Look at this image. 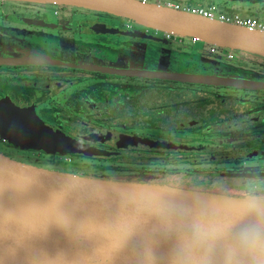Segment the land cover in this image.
Wrapping results in <instances>:
<instances>
[{
	"label": "flooded vegetation",
	"instance_id": "af4514ba",
	"mask_svg": "<svg viewBox=\"0 0 264 264\" xmlns=\"http://www.w3.org/2000/svg\"><path fill=\"white\" fill-rule=\"evenodd\" d=\"M0 1H3L2 11L0 9V100L7 98L16 106L32 108L53 130L105 151V154L89 156L80 153L61 155L23 148L0 137V154L37 167L58 170L52 167L56 158L61 163L64 157L71 159L72 155L111 158L120 156L128 148L161 150L164 164L228 163L229 168L224 169L228 174L225 181L230 180V187L237 192L201 191L235 197L242 194V186L249 177L264 179V146L261 147L264 144V91L103 73L84 67L106 66L127 71L160 69L162 66L167 71L264 81V67L258 61L264 57L211 46L203 41L199 43V40L190 43L181 40L179 46H173L176 38L171 33L136 26L130 19L95 9ZM140 1L161 5V0ZM179 1L182 2L166 5L185 11L213 7L216 12L230 14H239V9L247 8L250 15L256 14L258 18H254L264 22L261 13L264 0H208L206 5L207 0ZM191 1L194 5L188 4ZM133 32L138 35L129 34ZM111 36L129 42L128 51L114 52L111 50L115 46H105L104 38ZM186 46L193 49L187 55L197 58L198 69L183 67L184 59L179 54H185L183 48ZM198 51L210 58L193 55ZM250 61L257 63V68L252 70L258 74L244 68L243 63ZM234 63L238 64L236 68L228 66ZM113 79L120 81H111ZM90 80L96 83L108 80L101 91L108 92V97L103 95L100 101L90 96L88 89L77 88L87 85ZM132 81L140 83L131 84ZM44 101L55 103V107L70 103V109L64 107L65 113L59 117V124L52 121L57 116L55 109L40 108ZM73 106L76 113L71 110ZM84 108L94 111L92 118L98 123H86L79 116ZM50 111L49 118L42 114ZM153 118L158 119L156 124H152ZM212 125L218 128L213 131L217 144L212 146L175 143L147 134L150 131L185 132L191 127L209 129ZM176 171L179 170H168L166 174L170 177ZM193 174L195 172L185 170L176 184L169 182L168 185L200 191L193 186ZM210 177L209 181L219 180V176ZM226 187L227 183L224 184Z\"/></svg>",
	"mask_w": 264,
	"mask_h": 264
},
{
	"label": "water",
	"instance_id": "95a60500",
	"mask_svg": "<svg viewBox=\"0 0 264 264\" xmlns=\"http://www.w3.org/2000/svg\"><path fill=\"white\" fill-rule=\"evenodd\" d=\"M33 1L104 11L165 33L264 57V30L174 7L140 0ZM84 67L264 91V81L251 79L150 68ZM0 137L47 153L105 154L53 130L32 108L16 106L7 98L0 100ZM225 196L229 195L68 174L0 154V264H175L176 247L195 218L230 226L233 231L239 227L241 218L234 207H217ZM215 264H222L219 247Z\"/></svg>",
	"mask_w": 264,
	"mask_h": 264
},
{
	"label": "rangeland",
	"instance_id": "374dc122",
	"mask_svg": "<svg viewBox=\"0 0 264 264\" xmlns=\"http://www.w3.org/2000/svg\"><path fill=\"white\" fill-rule=\"evenodd\" d=\"M23 2H32L37 4H49L50 2H40V1H33V0H18ZM153 1V0H150ZM180 3L182 1L179 0H161L162 6H167L166 3ZM208 3L204 2L206 5ZM54 4V3H51ZM188 4L194 5V3L188 2ZM59 5V4H57ZM3 1H0V9L2 11ZM67 6V5H66ZM74 8H84V7H78V6H70ZM246 7V6H245ZM264 7V6H263ZM251 8V7H250ZM89 9V8H87ZM240 15L246 16V17H257L256 14L250 15V11H248L247 8L239 9ZM227 13V12H226ZM261 13L264 14V11H261ZM258 18V17H257ZM136 26L145 27L142 25H139L135 23ZM264 24V22H263ZM149 28V27H146ZM175 35V42L173 43V46H179V41L183 40L188 43L193 40H197L191 37H185ZM105 46H115L113 50L111 51H128L127 47L130 44L126 43L125 40L119 39L117 37H106L104 38ZM201 43V41H197ZM209 45L213 46L214 44L209 43ZM134 46V44H132ZM171 45H168V47ZM185 50V54L181 52V57L184 59L182 60V63L186 68H195L198 69L199 65L195 62L197 58H194L195 56L187 55L188 52H192L190 47L186 46L183 48ZM193 50V49H192ZM197 55L198 57H204L202 56V52H195L193 55ZM201 54V55H200ZM250 54V53H249ZM193 57V58H192ZM207 58H210L209 56H205ZM164 61V60H163ZM195 63H194V62ZM261 61V65L264 67V60H258ZM220 63H225L220 62ZM240 64V63H239ZM237 63L234 64H228V66L236 68ZM257 63L252 64V62H246L243 63V66L245 69H247V72L258 74L256 71H253L252 68L256 67ZM160 69H162V66H159ZM247 67V68H246ZM108 80H104V82H93L89 81L87 85L83 86H77L78 89L85 88L89 90V95L92 96L94 99L102 100V96L105 95L108 97V92H101L103 89V84L107 83ZM114 82L120 81V80H111ZM123 82L127 83V80H122ZM95 83V84H94ZM131 84H138L140 81H132ZM74 90L76 89V86L73 87ZM72 90V91H74ZM231 92V91H229ZM220 93H226L221 92ZM235 102V101H234ZM63 103V102H62ZM55 103H50L48 101H44L43 104L40 106L41 109L45 110L44 108L49 109H55L51 110L54 111L57 116L53 117L52 121L56 124H59L60 122V116L63 117V114L65 113V108L68 107L70 109V103L64 104V106H54ZM53 107V108H51ZM72 111L76 113L75 107L73 106ZM42 113L46 118H49V114L51 113ZM79 113V112H78ZM94 111H88L85 108L82 110V112L79 113V116L82 119H85V122L91 123L90 121L96 122L92 116ZM188 118H190L189 114L187 115ZM49 120V119H48ZM87 120V121H86ZM223 128V127H221ZM218 129L215 125H212L209 129L207 127H198V128H189L188 131L185 132H160V131H153L148 132V135H151L156 138L164 139L166 141H171L175 143H184L187 145H206V146H212L217 144L216 139L214 140L213 137L215 136L213 131ZM212 133H211V132ZM224 137V136H223ZM219 143H222V140H218ZM264 146V144H261V147ZM162 153L161 150L153 151L149 148L144 149H136V148H128L124 150L123 154L120 156H114L111 158H103V157H91V158H85L82 155H72L71 159L63 158L64 161L60 163L59 158H56L53 161L52 167L58 169L57 171H61L68 174H74L79 176H86V177H93V178H99V179H105V180H117V181H129V182H138V183H149V184H157V185H168L169 182L176 184L177 181L183 177V174L185 173V170L195 172L194 179H193V186L201 190L211 189L215 190L216 192H225V193H235L237 189H234V187H230V180L225 181L226 176H228L227 173L224 172V169L229 168L228 163H212L209 161L204 162H197V163H179V164H164L162 162ZM217 158V155L215 156ZM218 161V160H214ZM264 163V162H263ZM62 165V166H59ZM49 165V163H48ZM168 170H179L176 172H173L171 176L169 177L166 172ZM211 175L219 176V180L215 181H209L211 179ZM232 176V175H231ZM234 178V177H232ZM235 181H240L241 179H233ZM245 180V179H244ZM227 183V187L224 188V184ZM246 183V182H244ZM171 186V185H168ZM182 188V187H179ZM242 190V189H241ZM208 191V190H207ZM206 192V191H205ZM237 192V191H236ZM212 193V192H211Z\"/></svg>",
	"mask_w": 264,
	"mask_h": 264
},
{
	"label": "clouds",
	"instance_id": "9594fccd",
	"mask_svg": "<svg viewBox=\"0 0 264 264\" xmlns=\"http://www.w3.org/2000/svg\"><path fill=\"white\" fill-rule=\"evenodd\" d=\"M242 194L222 197L217 207H234L241 224L230 226L195 218L190 232L183 236L175 250V264H215L217 248L222 264H264V179L249 177Z\"/></svg>",
	"mask_w": 264,
	"mask_h": 264
},
{
	"label": "built area",
	"instance_id": "2783aa9c",
	"mask_svg": "<svg viewBox=\"0 0 264 264\" xmlns=\"http://www.w3.org/2000/svg\"><path fill=\"white\" fill-rule=\"evenodd\" d=\"M167 6L170 7L168 4ZM177 8L176 6H173ZM190 12L197 13L209 18H216L225 22H229L236 25H241L250 29L263 30L264 26L261 21L254 17L241 16L240 14H230L226 12H216L213 7L209 8H196L192 9Z\"/></svg>",
	"mask_w": 264,
	"mask_h": 264
},
{
	"label": "trees",
	"instance_id": "16d2710c",
	"mask_svg": "<svg viewBox=\"0 0 264 264\" xmlns=\"http://www.w3.org/2000/svg\"><path fill=\"white\" fill-rule=\"evenodd\" d=\"M157 121H158V119L153 118V119H152V124H156Z\"/></svg>",
	"mask_w": 264,
	"mask_h": 264
}]
</instances>
